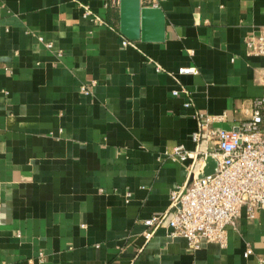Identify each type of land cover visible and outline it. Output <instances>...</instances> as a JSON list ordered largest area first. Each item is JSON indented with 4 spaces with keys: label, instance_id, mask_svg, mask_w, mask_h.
<instances>
[{
    "label": "crops",
    "instance_id": "0c3cea01",
    "mask_svg": "<svg viewBox=\"0 0 264 264\" xmlns=\"http://www.w3.org/2000/svg\"><path fill=\"white\" fill-rule=\"evenodd\" d=\"M104 1L0 0V264H264V207L241 206L222 246L142 222L187 175L169 154L193 147L194 112L250 114L264 0H157L163 38L125 45Z\"/></svg>",
    "mask_w": 264,
    "mask_h": 264
},
{
    "label": "built area",
    "instance_id": "2783aa9c",
    "mask_svg": "<svg viewBox=\"0 0 264 264\" xmlns=\"http://www.w3.org/2000/svg\"><path fill=\"white\" fill-rule=\"evenodd\" d=\"M118 0H105L104 6H117ZM143 5H156L157 0H139ZM90 10L83 5V13ZM132 40L122 36L121 44ZM249 53L263 56V63L257 72L261 84L260 95L252 98L250 114L234 128L212 125L213 116L196 110V128L191 131L192 148L182 143L172 145L170 154L178 161L189 158L185 165L186 177L169 190L167 211L152 214L142 220L148 227L145 236L162 221L166 223L169 237L180 236L186 244L195 248L201 240L225 243L226 226H233L240 207L245 208L247 216L255 209L264 207V25L258 32L244 38ZM193 65H181L176 73H194ZM83 93L90 90L86 84L80 85ZM178 90H171L173 94ZM184 104H188L185 102ZM210 143L204 150L202 144ZM199 153L201 155L199 156ZM206 155L215 160V169L203 176H196ZM251 253L246 244L243 256Z\"/></svg>",
    "mask_w": 264,
    "mask_h": 264
},
{
    "label": "water",
    "instance_id": "95a60500",
    "mask_svg": "<svg viewBox=\"0 0 264 264\" xmlns=\"http://www.w3.org/2000/svg\"><path fill=\"white\" fill-rule=\"evenodd\" d=\"M117 10V27L121 36L130 40L158 41L163 38L164 15L159 6L143 5L139 0H118ZM214 169V158L206 155L196 176H203Z\"/></svg>",
    "mask_w": 264,
    "mask_h": 264
}]
</instances>
